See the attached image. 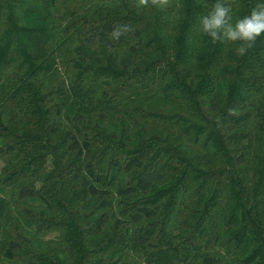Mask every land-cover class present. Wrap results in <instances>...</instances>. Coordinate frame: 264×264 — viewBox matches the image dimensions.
I'll use <instances>...</instances> for the list:
<instances>
[{"label":"trees","instance_id":"16d2710c","mask_svg":"<svg viewBox=\"0 0 264 264\" xmlns=\"http://www.w3.org/2000/svg\"><path fill=\"white\" fill-rule=\"evenodd\" d=\"M215 2L0 0V264H264V35Z\"/></svg>","mask_w":264,"mask_h":264},{"label":"clouds","instance_id":"9594fccd","mask_svg":"<svg viewBox=\"0 0 264 264\" xmlns=\"http://www.w3.org/2000/svg\"><path fill=\"white\" fill-rule=\"evenodd\" d=\"M138 10L157 8L167 9L172 0H134ZM233 0H216L207 14L199 21V32L210 42L234 45L237 56H244L264 35V2L257 3L251 11L233 20ZM133 31L129 25H116L110 37L119 40L125 33Z\"/></svg>","mask_w":264,"mask_h":264},{"label":"rangeland","instance_id":"374dc122","mask_svg":"<svg viewBox=\"0 0 264 264\" xmlns=\"http://www.w3.org/2000/svg\"><path fill=\"white\" fill-rule=\"evenodd\" d=\"M1 165H2V162H1V160H0V168H1Z\"/></svg>","mask_w":264,"mask_h":264}]
</instances>
